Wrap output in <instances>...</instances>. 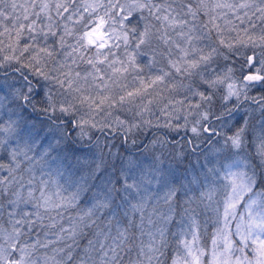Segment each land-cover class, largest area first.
Masks as SVG:
<instances>
[{
  "label": "snow or ice",
  "instance_id": "1",
  "mask_svg": "<svg viewBox=\"0 0 264 264\" xmlns=\"http://www.w3.org/2000/svg\"><path fill=\"white\" fill-rule=\"evenodd\" d=\"M0 154V264H264V0H0Z\"/></svg>",
  "mask_w": 264,
  "mask_h": 264
},
{
  "label": "rangeland",
  "instance_id": "2",
  "mask_svg": "<svg viewBox=\"0 0 264 264\" xmlns=\"http://www.w3.org/2000/svg\"><path fill=\"white\" fill-rule=\"evenodd\" d=\"M253 94H255V93H253ZM153 132H155V135L156 136H158V137H160V138H164L163 137V132L164 131H166V130H161V131H159V132H156L155 130H152ZM181 133H184V132H181ZM177 137L178 135H176L175 133H171L170 135H169V137ZM188 136L190 137L191 136V134L189 133L188 134ZM136 139H138V140H140V142L138 143L139 145H140V147H139V149H137V147L136 146H133L132 144H131V142H129V150L132 152V154L133 155H139L141 152H143V154H144V156H146V157H148L149 158V162H150V158H151V155L153 154V149L151 148V147H149V149H148V151H144V145H146V144H150V141L153 139V136L152 135H150V134H148L147 132H143V133H141L138 137H136ZM176 151H179L180 150V148H178L177 147V149H175ZM113 151H115V149H113ZM155 151H156V153H159V152H161V151H163V152H165V153H167L169 150L167 149V147L166 148H161L160 147V145H156L155 146ZM204 151H207V149L206 150H204ZM250 151H252L253 152V154H254V149H250ZM0 155H2V154H0ZM192 160H193V162H195V156H193L192 157ZM166 163H167V161H166ZM201 163H203V159H201ZM185 165H187V161H185ZM91 192H88L86 195H85V199H87L88 197H90L91 196ZM209 215H211V213H209ZM178 219L177 220H179V217H177ZM200 220H201V223L203 224V220H204V217L203 216H201L200 217ZM176 227V226H175ZM213 225L212 224H208V226H207V228L205 229L203 226L201 227V230H203V232H205V231H207V229H210V232H211V234H212V231H213ZM232 227H233V229H234V227H235V225H234V223H233V225H232ZM211 234H210V237H209V240H208V247L210 248V246H211V244H210V242H211ZM143 239L145 240V242H147V236H145V237H143ZM84 243H86V241H81V245L83 246V244ZM209 257H207L206 256V260L208 259Z\"/></svg>",
  "mask_w": 264,
  "mask_h": 264
},
{
  "label": "trees",
  "instance_id": "3",
  "mask_svg": "<svg viewBox=\"0 0 264 264\" xmlns=\"http://www.w3.org/2000/svg\"><path fill=\"white\" fill-rule=\"evenodd\" d=\"M174 138H176V136H175ZM167 139H169V141L172 142L173 137H169V136H168ZM129 142H131V140H129ZM139 142H140V140L137 139V143H139ZM167 149H168V150H171V149H177V148L174 147V144H173V143H168V145H167ZM177 217H178V216H177ZM177 217H176V220L178 219ZM169 228H170L171 231H176V227H175L174 224H170V225H169ZM206 232H207V235H203V233H205V232H203V230H201L203 243H204L205 245L208 246L207 243H208V240H209V237H210V234H211L210 229H207ZM135 254H136V252H135V250H134V251L131 253V255L134 257ZM171 255H172V252H171V249H169L168 255H167V257H166V259H167V261H168V264H171ZM126 259H127V257H126Z\"/></svg>",
  "mask_w": 264,
  "mask_h": 264
},
{
  "label": "flooded vegetation",
  "instance_id": "4",
  "mask_svg": "<svg viewBox=\"0 0 264 264\" xmlns=\"http://www.w3.org/2000/svg\"><path fill=\"white\" fill-rule=\"evenodd\" d=\"M189 136L188 135H185L184 133H180V135H178L175 139L171 141H169V143H173L174 144V147H178V148H184L185 150H188L190 151L191 149V146L187 144V141L189 140ZM203 150H206L207 149V146H202Z\"/></svg>",
  "mask_w": 264,
  "mask_h": 264
}]
</instances>
